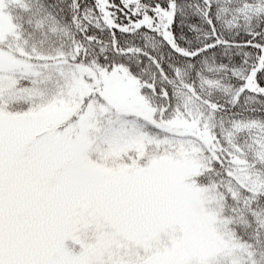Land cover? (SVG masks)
Instances as JSON below:
<instances>
[{
	"label": "snow or ice",
	"instance_id": "snow-or-ice-1",
	"mask_svg": "<svg viewBox=\"0 0 264 264\" xmlns=\"http://www.w3.org/2000/svg\"><path fill=\"white\" fill-rule=\"evenodd\" d=\"M0 264H264V0H0Z\"/></svg>",
	"mask_w": 264,
	"mask_h": 264
}]
</instances>
